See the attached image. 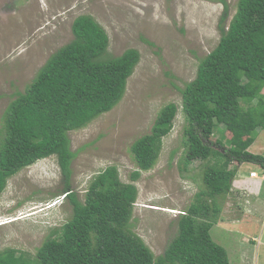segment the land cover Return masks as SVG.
<instances>
[{"label":"trees","instance_id":"16d2710c","mask_svg":"<svg viewBox=\"0 0 264 264\" xmlns=\"http://www.w3.org/2000/svg\"><path fill=\"white\" fill-rule=\"evenodd\" d=\"M70 28L72 40L49 55L4 112L0 193L19 170L53 156L71 216L37 247L33 259L5 248L0 264H231L210 229L220 218L219 199L229 193L236 175L231 163H254L264 171V157L248 151L255 129L264 128V0H237L218 43L181 90L186 121L181 169L202 162L203 187L177 214V232L158 255L131 228L138 194L134 182L154 166L177 105H163L150 131L131 143L133 182L122 181L117 167L108 165L91 177L80 200L69 184L75 152L68 132L118 103L139 52L127 48L111 55L108 34L90 14L76 16ZM216 133L219 137L211 141Z\"/></svg>","mask_w":264,"mask_h":264},{"label":"rangeland","instance_id":"374dc122","mask_svg":"<svg viewBox=\"0 0 264 264\" xmlns=\"http://www.w3.org/2000/svg\"><path fill=\"white\" fill-rule=\"evenodd\" d=\"M236 3L0 0V138L10 101L25 89L52 52L72 40L73 19L80 14L93 16L108 34L111 55L136 48L139 60L118 103L86 126L68 132L70 149L75 152L69 184L82 200L91 177L108 165L117 167L122 181L133 182L130 174L136 166L131 143L150 131L163 105L175 103L173 126L162 138L154 166L142 171L134 182L138 194L131 228L154 255L161 254L177 232V213L185 210L203 187L202 162L194 160L186 170L181 169L186 125L181 90L194 79L199 61L218 43ZM255 131L248 151L264 157V128ZM224 134L230 136L229 131ZM218 137L214 134L211 141ZM257 166L231 163L236 175L229 193L219 199L220 218L210 229L231 264H264V183L248 177ZM63 185L53 156L37 160L7 180L0 193V251L13 248L35 257L37 247L71 216Z\"/></svg>","mask_w":264,"mask_h":264},{"label":"crops","instance_id":"0c3cea01","mask_svg":"<svg viewBox=\"0 0 264 264\" xmlns=\"http://www.w3.org/2000/svg\"><path fill=\"white\" fill-rule=\"evenodd\" d=\"M250 148V147H249ZM257 171H262V169L259 167V166H257V169H256ZM256 170H250V171H256ZM239 173H241L243 176H242V178H245V175L242 173V172H240L239 171ZM261 173H263V172H261ZM240 178H241V176H239ZM248 177H249V175H248ZM250 178V177H249ZM251 179L254 181V182H259L260 184H263L264 183V173H263V175L262 176H260L259 178H253V177H251ZM256 180V181H255Z\"/></svg>","mask_w":264,"mask_h":264},{"label":"clouds","instance_id":"9594fccd","mask_svg":"<svg viewBox=\"0 0 264 264\" xmlns=\"http://www.w3.org/2000/svg\"><path fill=\"white\" fill-rule=\"evenodd\" d=\"M260 167V166H259ZM263 171V170H262ZM260 172V171H259ZM248 175H249V177H253V178H259L260 176H262L263 175V173H261L260 175L259 174H257V172L256 171H250L249 173H248ZM171 212H173V211H171ZM174 213V212H173ZM177 213V212H176ZM179 213V212H178ZM177 213V214H178Z\"/></svg>","mask_w":264,"mask_h":264}]
</instances>
